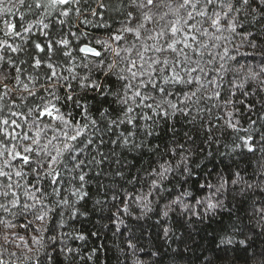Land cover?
<instances>
[{
  "label": "trees",
  "instance_id": "16d2710c",
  "mask_svg": "<svg viewBox=\"0 0 264 264\" xmlns=\"http://www.w3.org/2000/svg\"><path fill=\"white\" fill-rule=\"evenodd\" d=\"M7 2L8 0H5V4ZM27 2L32 3V0H27ZM44 2L46 3L47 0ZM170 2L175 7L182 0H170ZM88 3L93 8L96 7L94 0H88ZM104 3L107 7L98 9L101 14L96 16L91 15V9L85 7L82 15L78 16L73 11L70 17H63L57 10L36 9L34 4L31 11L27 7L21 8L17 5V8L13 9V13L0 16V41L7 39L13 47L21 49L18 52H11L7 48H0V55H3L5 60L12 59L16 66L24 70L21 80L27 83L28 76L39 75L40 80L36 85V89H39L40 84L44 83V74L49 72L46 64L51 62L58 65L57 72L68 77L66 83L72 85L75 98L87 104L88 114L85 117L81 114L82 110L76 108L72 103L65 104L63 97L68 91L66 87H57L56 89V95L61 97L57 107L63 113H71L73 124L79 122L83 125L89 123L90 120L97 121L95 127L89 123L88 129L81 138L84 144H87L88 139H91L93 141L91 146L84 148V144L74 142L78 149H84L83 154H76L79 159L86 162L83 169L86 173L84 191L88 195L77 205L79 215L69 218L65 212L63 216L65 227L61 231L68 234L64 243L75 250L71 264H206L207 261H211V264H259V257L252 259L251 256L253 252L258 253L264 250V222L251 216L249 214L250 205L245 203L249 198L259 199V192L255 195L246 193L244 197H241L238 194V189L230 187L226 195L219 197L222 207L205 213L204 207L201 206L199 216H193L191 213L181 216L177 211L170 214L163 225L157 223L161 217L157 215L156 201L152 203L153 210L140 218L141 209L136 205H132L128 213L121 212L116 215L117 209L122 208L123 203L121 199L113 200L112 197L120 190L133 191V183H129V181L135 183L137 179L139 183H136L135 190L139 191L143 187V190L146 191L147 184L150 182L145 180L146 174L151 171V168L156 167L157 162L172 160L174 164L176 160H179V156L173 159L170 154L161 158V154L165 152L166 148L176 147L174 141L183 144L184 148L192 153L193 175L184 188L191 191L197 199L209 192L208 189L197 191L209 172L212 175L208 179L213 184L217 183L215 180L217 174L231 177V173L235 171H240L249 183L253 182L251 179L253 172L261 171L262 169L258 168V165H264V143H261L264 139V92L257 94L255 81L244 82L243 86L239 88H232L229 81L241 84L248 70L259 71L261 67H264V26L245 21L242 27H238L235 33L230 34L228 31L218 33L203 21L198 23L197 27L200 32L194 33L197 40L193 42L189 36L188 42L193 47L185 49L189 58L188 66L197 67L198 63L199 68L204 69L203 72L197 71L193 75L202 78L206 89L203 93L205 95L211 93V89L207 86V80L216 76L214 70L219 69L221 64H224L225 68L231 69L242 67L244 72L238 74L235 72H228L226 75L223 72L220 73L224 76L220 89L223 99H231L233 103L225 108L220 99L201 101L198 105L191 106L190 114L187 116L176 113L175 116L167 118L156 117L157 123L154 126L153 135L145 138L143 133L138 134L134 138V142L137 144L143 142L144 147L133 148L131 144L125 145L121 140H118V137L125 133V129L132 130L130 125H121L111 129L105 125V118L101 115L103 110L107 109L112 113L109 119L116 116V113L112 112V109L117 107L112 103L113 98L109 96L105 99L94 91L82 90L79 87V80L71 79L74 72L79 73L81 77L85 75V72L79 67L80 58L84 54L78 51V46L87 43L99 50L100 46L95 41L100 38L106 39L109 30L115 32L120 27V21L123 19L120 0H104ZM63 7L58 6L60 9ZM70 7L74 8L75 5H70ZM165 12H168L167 8L152 10L156 24L146 25V28L151 32H146L145 36L154 34L160 26L176 19L170 13L161 21L160 16ZM21 13L24 15L23 20H21ZM180 15H184L183 11ZM3 19L18 25L21 23L24 26L31 24L32 27L29 32L18 28L17 30L21 32L20 36H5ZM85 19L87 22H83ZM41 20L49 27L45 29L43 24L37 23ZM61 20L65 21L63 25L60 24ZM204 30H207V34ZM45 32L48 33L47 36H45ZM248 32L253 35L245 38V34ZM215 36H222L226 39L216 40ZM49 37L53 40L68 39L70 43L65 50L71 52L72 57L66 58L58 52L46 55L35 48L36 43L42 46L48 44ZM177 39H181V36L178 35ZM142 41L143 37L141 41H135L133 37L129 36L128 43L122 46H129L132 43L139 46ZM147 43L151 45L153 42L149 40ZM253 44L256 47H253ZM200 45H204V47H200ZM57 47L63 46L57 45ZM225 48L228 49V53L222 60L221 57L225 56ZM154 55L151 52L146 54V56ZM164 56H167L170 63L177 58V54L169 52H165L160 58L163 59ZM36 58L44 60L40 69L32 67ZM179 58L182 59L183 56L180 55ZM4 67L7 69V65ZM6 74H9V79L6 82L10 87H15L18 90L6 97L5 100L0 101V104L3 105V108L0 109V119H8L10 122L9 125H0V128L13 134L19 133L21 136L24 133L33 136L37 128H44L46 124H51L55 128L63 127L51 117L37 120L35 112L29 114L30 108L41 104V96L48 97L46 92L38 91L36 97H29L23 91L22 85L15 84L14 68L7 70ZM181 75L184 73L181 72ZM96 78L104 82L101 75L97 74ZM64 83L61 81V84ZM197 86L194 83L189 89L185 85H170L169 89L177 91L183 88L184 91H190L195 90ZM113 88H118V85L113 84ZM230 88L231 92H228L227 90ZM2 91L3 89H0V92ZM244 93H248V95H244ZM177 98L179 96L170 97L174 101ZM249 105H255V107L249 108ZM197 109H208L209 111H198ZM229 111L233 112L231 118L226 115ZM12 113H19V115L13 116ZM149 114L154 115L153 113ZM228 119H231L232 123L236 125V129L227 126ZM12 120H16L20 127L11 124ZM253 121H255L254 124ZM34 123L35 126H33ZM139 123L143 126L145 122L141 120ZM209 126H211V140L208 139L207 129ZM173 129L175 134H173ZM2 135L3 133H0V136ZM45 135L51 137L53 133L44 128L42 136ZM248 136L252 137L250 141L254 148L252 152L243 146L236 147L237 144H241L240 138ZM101 138L103 144L100 143ZM189 138L194 143H189ZM60 139L63 140V137L61 136ZM13 143H21V141H13ZM157 145L159 146L158 152L155 150ZM183 154L187 153H181V155ZM68 167L71 165L69 164ZM117 172L121 175H117ZM169 179H172L171 176ZM173 184L179 188L176 180H172V183L165 182L164 187L172 189ZM68 187V185H64L65 189ZM67 194L65 191L64 195ZM53 199H59V197ZM164 202L166 201L161 202V206ZM186 202L194 204V201L190 199ZM59 219L58 217L57 221ZM162 226L169 227L171 230L168 239L163 236ZM240 229L242 231H238ZM20 235L29 234L21 231ZM78 235H83L85 239L75 238ZM225 237H231L234 242L231 245H222L221 239ZM241 240H245L246 243L240 244ZM129 242L135 247L130 249ZM2 243L3 241L0 240V244ZM5 247L8 248L7 252H3L5 261L8 264H22L23 247L18 249L15 244L5 245ZM11 252H16L17 255L10 257ZM59 260L60 264H68V261L63 257H60Z\"/></svg>",
  "mask_w": 264,
  "mask_h": 264
},
{
  "label": "snow or ice",
  "instance_id": "6c2138e0",
  "mask_svg": "<svg viewBox=\"0 0 264 264\" xmlns=\"http://www.w3.org/2000/svg\"><path fill=\"white\" fill-rule=\"evenodd\" d=\"M94 2L95 8L88 3V0H47L46 3L44 0H32V3H28L27 0H8L7 4H5V0H0V16L13 13V9H16L17 5L21 8L27 7L31 11L33 4L36 9L57 10L63 17H70L73 11L78 16L82 15L85 7L90 8V14L96 16L101 14L98 9H105L107 5L104 0H94ZM70 5H75V7H70ZM58 6L64 7L60 9ZM120 7L123 9L120 27L115 32L109 30L106 39L100 38L95 41L100 46L99 50L87 43L78 46V51L84 54L80 58L79 67L85 72V75L81 77L79 73L74 72L71 76L72 80H79V87L82 90L94 91L105 99L109 96L113 98L112 103L117 106L112 109V112L116 113L115 118L109 119L112 113L107 109L101 113L105 118L106 127L111 129L121 125H130L132 129H125V133H122L118 140H121L125 145L131 144L133 148H143V142L137 144L134 142V138L140 133H143L145 138L151 137L157 123L156 117L167 118L175 116L176 113L187 116L190 114L191 106L198 105L201 101L220 99L225 108L233 103L231 99H223L220 89L224 76L220 73L223 72L226 75L228 72H235L238 74L244 72V69L242 67L240 69L225 68V65L221 64L219 69L214 70L216 76L207 80V86L211 89V93L203 94L206 90L205 84L200 76H194L193 73L203 72L204 69L199 68L198 63L197 67L188 66L189 58L185 49L193 47L188 39L190 36L193 42L197 40L194 33L200 32L197 24L201 21L208 23L209 27L218 33L228 31L230 34L235 33L238 27H242L245 21L264 26V0H182L175 7L170 0H120ZM162 8H167L168 12L160 16L161 21L170 13L176 19L160 26L154 34L145 36L146 32H151L146 28V25L156 24L152 10ZM181 11L184 13L183 16L180 15ZM23 19L24 15L21 13V20ZM83 22H87L86 19ZM37 23L43 24V21H37ZM64 23V20L60 21L61 25ZM3 25L5 36H20L21 32L17 30L18 28L29 32L32 27L31 24L24 26L21 23L18 25L7 19H3ZM43 27L46 29L49 25L43 24ZM204 31L207 34V30ZM44 34L48 35L46 32ZM178 35L181 36V39H177ZM252 35L251 32H248L245 34V38ZM129 36L133 37L135 41H141L143 37V41L139 46L135 43L122 46L128 43ZM214 38L216 40L226 39L222 36ZM149 40L153 42L151 45L147 43ZM69 43L68 39L53 40L49 37L48 44L42 46L36 43L35 48L46 55L58 52L66 58H71L72 53L65 50ZM57 45L63 47L58 48ZM200 47H204V45H200ZM253 47L256 45L253 44ZM0 48H7L11 52L21 51L19 47H13L7 39L0 41ZM149 52L155 55L146 56ZM165 52L177 54V58L171 63L167 56L161 59L160 56ZM224 53L225 56L221 57L222 60L227 56V48L224 49ZM180 55L183 56L182 59L179 58ZM42 63H44L43 58H36L32 67L40 69ZM4 65H7V69ZM46 67L49 72L44 74V83L40 84L39 89H36L40 80L39 75L28 76V82L25 83L21 80L24 70L16 66L12 59L5 60V57L0 55V89H3L0 92V101L5 100L6 97L18 90L15 87H10L6 82L10 74H6L7 70L14 68L15 84L22 85L23 91L29 97H36L38 91L48 94L47 98L40 97L41 104L30 108L29 114L35 112L37 120L51 117L52 120L63 125L62 128H55L51 124H46L44 128L52 131L51 137L42 136L44 128H37L33 136H29L27 133L21 136L19 133L13 134L0 128V133H3L0 136V240L3 241L0 244V264H8L3 257V252L8 251L5 245L10 244H15L18 249L23 247L22 264H60V257L71 264L75 255V250L64 243L68 234L61 231L65 227L63 219L65 212L69 218L79 215L77 205L88 195L84 191L86 173L83 169L86 162L79 159L76 154H83L84 149H78L74 142L84 144L81 138L88 129L89 123L95 127L97 121L90 120L89 123L83 125L79 122L73 124L71 113L61 112L57 107V103L61 101V97L56 95L57 87H66L68 91L63 97L65 104L72 103L76 108L82 110L81 114L85 117L88 114V106L75 98L72 85L66 83L68 77L57 72L58 65L48 62ZM69 71L72 70L69 69ZM181 72L184 75H181ZM97 74L103 77L104 82L96 78ZM249 80L257 83V94L264 92V67H261L259 71L248 70L241 84H235L233 81H229V84L232 88H239ZM61 81L65 83L61 84ZM194 83L198 85L195 90L184 91L181 88L171 91L169 89L170 85H185L191 89ZM113 84L118 85V88H113ZM227 91L231 92V88ZM244 95H248V93H244ZM177 96L179 98L175 101L170 99V97ZM254 107L255 105H249V108ZM2 108L3 105L0 104V109ZM197 110L209 111L208 109ZM12 115H19V113H12ZM226 115L231 118L233 112L229 111ZM141 120L145 122L143 126L139 123ZM9 123L8 119H0V125H9ZM252 123L254 124L255 121ZM11 124L20 127L16 120H12ZM226 124L228 127L236 129V125L232 123L231 119H228ZM207 131L209 132L208 139L211 140V126ZM173 134H175L174 129ZM61 136L63 140L60 139ZM240 139L241 144H237V148L243 146L249 152L254 151L253 145L250 143L251 136ZM17 140H20L21 143H13ZM188 142L194 143L191 138ZM92 143L93 141L88 139L84 148L91 146ZM100 143L103 144L102 138ZM174 143H176V147L166 148L165 152L161 154V158L170 154L173 159L179 156V160H176L174 164L172 160L157 162L156 167L151 168V171L146 174L145 180L150 181L146 191L143 190V187L139 191L135 190L136 183H139L137 179L135 183L129 181V183H133V191L120 190L114 193L113 200L121 199L123 203V207L117 209L116 215L121 212L128 213L129 208L136 205L141 209L140 218H142L144 214L153 210L151 206L153 201H156L157 215L161 217L157 223L163 225L170 214L177 211L181 216L189 213L199 216L201 206L204 207L205 213L222 207L219 197L226 195L229 188L233 187L238 189V194L241 197H244L246 193L252 195L260 193L259 199L249 198L245 203L250 205L249 214L264 222V165H258V168L262 170L253 172L251 178L253 182L251 183L245 180L240 171H235L231 173V177L217 174L215 177L217 183L213 184L208 179L212 175L209 172L204 183L200 184L197 189V191L208 189L209 192L197 199L191 191L184 188L193 175L192 153L185 149L183 144L175 141ZM261 143H264V139ZM155 150L159 151L158 145ZM181 153L187 154L181 155ZM69 164L71 167H68ZM117 175H121V173L117 172ZM170 176L172 179H169ZM181 177L183 178L181 179ZM172 180L177 181L179 188L176 184H173L172 189L164 187L165 182L172 183ZM64 185L69 187L65 189ZM65 191H67V195H64ZM55 197H59V199H53ZM188 199L194 201V204L186 202ZM162 201L166 202L161 206ZM58 217L59 221H57ZM21 221L23 222L21 223ZM37 225L39 226L37 227ZM161 230L164 238L168 239L170 228L162 226ZM21 231L29 235H20ZM238 231H242V229ZM75 238L85 239L83 235H78ZM233 242L231 237L221 239L222 245H231ZM239 243L245 244L246 241L241 240ZM128 247L131 249L135 246L129 242ZM9 255L15 257L17 253L11 252ZM257 257H259V264H264V250L252 253V259ZM206 264H211V261H207Z\"/></svg>",
  "mask_w": 264,
  "mask_h": 264
}]
</instances>
